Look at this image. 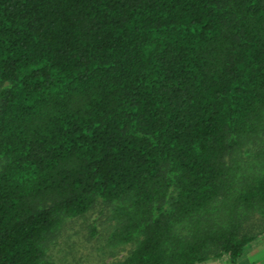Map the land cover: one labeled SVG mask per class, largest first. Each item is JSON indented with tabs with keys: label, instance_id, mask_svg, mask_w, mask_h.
Here are the masks:
<instances>
[{
	"label": "trees",
	"instance_id": "trees-1",
	"mask_svg": "<svg viewBox=\"0 0 264 264\" xmlns=\"http://www.w3.org/2000/svg\"><path fill=\"white\" fill-rule=\"evenodd\" d=\"M96 205L113 264L264 232V0H0V264Z\"/></svg>",
	"mask_w": 264,
	"mask_h": 264
},
{
	"label": "rangeland",
	"instance_id": "rangeland-1",
	"mask_svg": "<svg viewBox=\"0 0 264 264\" xmlns=\"http://www.w3.org/2000/svg\"><path fill=\"white\" fill-rule=\"evenodd\" d=\"M248 228L254 229L259 222L256 217L249 219ZM255 224V226H254ZM112 221L106 211L98 205L93 206L82 215L65 218L53 238L49 241L47 254L59 264H113L122 258L129 248L128 244L108 242V233ZM262 244L250 250V260H263L264 236ZM250 247V246H249Z\"/></svg>",
	"mask_w": 264,
	"mask_h": 264
},
{
	"label": "crops",
	"instance_id": "crops-1",
	"mask_svg": "<svg viewBox=\"0 0 264 264\" xmlns=\"http://www.w3.org/2000/svg\"><path fill=\"white\" fill-rule=\"evenodd\" d=\"M262 235L264 236V232L261 233L259 236H257L254 240H252L251 242L247 243L244 247L243 250L241 252V254L236 258L235 262H229L226 260L224 255H221L218 258H210L207 260H204L202 262L199 263H195V264H264V252L262 253L263 255V260H259V262H257L256 260H250L246 257H249V253L250 250L247 251V256H244L245 251L247 248H254L255 246H260V244H262L261 242H259V240L262 239ZM247 246V248H246ZM250 246V247H249ZM246 248V249H245Z\"/></svg>",
	"mask_w": 264,
	"mask_h": 264
}]
</instances>
